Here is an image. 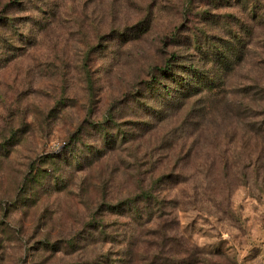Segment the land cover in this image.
Returning <instances> with one entry per match:
<instances>
[{
	"label": "rangeland",
	"instance_id": "1",
	"mask_svg": "<svg viewBox=\"0 0 264 264\" xmlns=\"http://www.w3.org/2000/svg\"><path fill=\"white\" fill-rule=\"evenodd\" d=\"M0 264H264V0H0Z\"/></svg>",
	"mask_w": 264,
	"mask_h": 264
},
{
	"label": "trees",
	"instance_id": "2",
	"mask_svg": "<svg viewBox=\"0 0 264 264\" xmlns=\"http://www.w3.org/2000/svg\"><path fill=\"white\" fill-rule=\"evenodd\" d=\"M167 69H160L159 73L161 78H167V75L170 73V70ZM183 72H188V77L185 76H178L176 78L175 84L176 86L180 87V89H184V88H188V87H194V90L192 89L191 91V96L192 95H196L199 92H204V91H212V88L209 87V84L204 81L202 78H198V74L196 73V70L192 69V68H185L183 69ZM157 84H161L159 83V81H157ZM177 92V90H176ZM179 92V91H178ZM169 99H171L172 97H174L175 95L172 94H168L167 95ZM152 199L151 195L149 192L146 193H142V195L140 197H137V203L143 204L141 207H137L139 205H136V203L134 201H130V203L127 204L128 209L132 210V212L135 214H133L134 216H138L139 213L141 212V209L143 212H149V206H150V200Z\"/></svg>",
	"mask_w": 264,
	"mask_h": 264
}]
</instances>
